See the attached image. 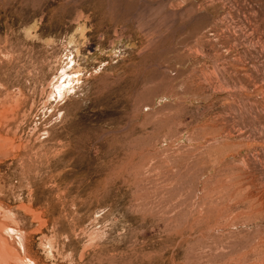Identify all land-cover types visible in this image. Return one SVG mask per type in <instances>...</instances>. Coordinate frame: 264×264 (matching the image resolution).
<instances>
[{
  "label": "rangeland",
  "instance_id": "1",
  "mask_svg": "<svg viewBox=\"0 0 264 264\" xmlns=\"http://www.w3.org/2000/svg\"><path fill=\"white\" fill-rule=\"evenodd\" d=\"M0 264H264V0H0Z\"/></svg>",
  "mask_w": 264,
  "mask_h": 264
}]
</instances>
